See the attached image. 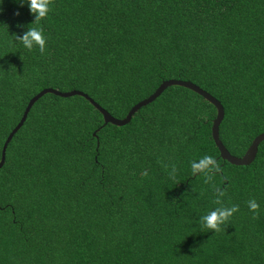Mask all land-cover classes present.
<instances>
[{
	"label": "trees",
	"instance_id": "1",
	"mask_svg": "<svg viewBox=\"0 0 264 264\" xmlns=\"http://www.w3.org/2000/svg\"><path fill=\"white\" fill-rule=\"evenodd\" d=\"M0 9V146L44 87L122 118L165 79L219 102L230 155L264 131V0H55L39 25L43 56L14 41L35 26L28 7ZM213 116L176 85L121 126L80 96L41 95L4 148L0 264H264V139L247 165H231L210 138ZM205 155L223 169L207 185L191 173ZM220 191L219 206L239 211L223 232L201 230Z\"/></svg>",
	"mask_w": 264,
	"mask_h": 264
},
{
	"label": "clouds",
	"instance_id": "2",
	"mask_svg": "<svg viewBox=\"0 0 264 264\" xmlns=\"http://www.w3.org/2000/svg\"><path fill=\"white\" fill-rule=\"evenodd\" d=\"M55 0H19L20 7L25 5L28 7L29 13L34 17L31 25L22 35H14V41L22 45L26 50L32 52L34 49L39 51L41 56L46 54L47 37L44 35L43 29L39 27L42 20L47 18L52 11ZM2 12V9H0ZM19 15V12L15 13ZM223 169L220 164L211 155H205L199 160L191 162V173L196 175L200 173L203 176L204 184H209L213 180V173H220ZM177 172L176 166H171L170 178L175 179ZM143 175H147L145 171ZM218 188V187H217ZM226 196V191H220L219 195L215 198L213 203L217 205L214 210L203 215L200 220L201 230L212 231L216 234L223 232L222 226H226L231 220L234 213L239 211V205L232 206H219L221 205V197ZM247 207L253 214L252 219H257L259 216V204L255 199H250L247 202Z\"/></svg>",
	"mask_w": 264,
	"mask_h": 264
},
{
	"label": "water",
	"instance_id": "3",
	"mask_svg": "<svg viewBox=\"0 0 264 264\" xmlns=\"http://www.w3.org/2000/svg\"><path fill=\"white\" fill-rule=\"evenodd\" d=\"M170 85H176L184 87L198 96H200L203 100L208 102L210 105L214 108V116L210 121L209 126V135L212 140V143L214 147L216 148L218 157L221 160L226 161L227 163L231 165H247L254 157L256 146L257 144L264 139V131L256 134L248 143L247 147L243 151V153L236 157L230 155L225 148L221 145L220 141L217 138V125L222 117V108L219 104V102L214 99L211 95L206 93L205 91L198 88L196 85L192 84L189 81H180L177 79H165L162 80L154 89L153 91L147 95L145 98L135 102L133 105L129 107V109L126 111L124 116L122 118H114L110 116L105 110H103L101 107H99L95 102H93L86 94L78 91V90H67V91H58L56 89H52L49 87H44L40 90H38L35 94H33L31 97H29L21 111V114L16 121V123L13 125V127L8 131L6 136L4 137L1 146H0V166L3 162V154H4V148L8 140L10 139L11 135L17 130V128L21 125L22 121L24 120L25 114L30 108L31 104L39 98L41 95L45 93H50L59 97H69L71 95H77L85 99L101 116L102 124L110 123L115 126H121L127 123L129 120L131 114L135 112L139 107L151 102L155 97L159 95V93L167 86Z\"/></svg>",
	"mask_w": 264,
	"mask_h": 264
}]
</instances>
